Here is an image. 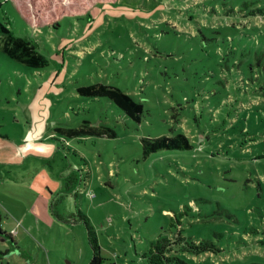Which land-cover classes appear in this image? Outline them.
Masks as SVG:
<instances>
[{
    "label": "rangeland",
    "instance_id": "rangeland-1",
    "mask_svg": "<svg viewBox=\"0 0 264 264\" xmlns=\"http://www.w3.org/2000/svg\"><path fill=\"white\" fill-rule=\"evenodd\" d=\"M0 24L46 60L12 59L0 32V264H89L79 211L107 264H149L179 230L221 250L188 264H264V0H0ZM98 83L144 104L141 123L77 92ZM33 103L116 137L36 148ZM179 133L193 149L144 156L142 139Z\"/></svg>",
    "mask_w": 264,
    "mask_h": 264
},
{
    "label": "trees",
    "instance_id": "trees-1",
    "mask_svg": "<svg viewBox=\"0 0 264 264\" xmlns=\"http://www.w3.org/2000/svg\"><path fill=\"white\" fill-rule=\"evenodd\" d=\"M258 14H262L258 11ZM0 32L5 35L6 42L4 45V51L14 60L33 68L41 69L46 65L44 56L39 53L36 47L31 41H28L22 37H16L12 34L7 26L0 24ZM77 92L81 96L89 98H106L116 105L124 115L140 124L142 117L145 113V106L142 103H138L135 99L124 93L121 89L101 83L83 86L77 88ZM88 124V122H86ZM79 126L70 129L72 132H79V130H85L86 127L90 133L82 140L83 136H79L81 141L88 140L93 137H104L107 139L115 138L116 132L111 127H95L91 126ZM100 129V130H99ZM97 135L96 133H98ZM70 138H67L65 142H68ZM71 140V139H70ZM143 154L145 157L155 154L159 151H188L193 149V146L189 138L179 133L173 137L161 136L157 138H144L142 139ZM61 220L63 217L58 216ZM174 218L177 219L176 215ZM64 221V220H63ZM80 221L85 224L88 233V242L92 250V259L89 264H107L108 260L102 255V248L98 239L97 232L94 227L90 224L89 218L82 212H78L76 216H72L68 222ZM177 222L180 226L179 220ZM251 234L258 235V230L252 229ZM264 233V231H263ZM264 245V240L260 241ZM188 253L192 255H201L206 253L219 254L221 250L216 244L210 240L192 241L184 237L179 230L172 237H160L156 242L151 243V246L146 251L141 253V257L148 261L149 264H188L180 254ZM259 264V263H251Z\"/></svg>",
    "mask_w": 264,
    "mask_h": 264
},
{
    "label": "crops",
    "instance_id": "crops-1",
    "mask_svg": "<svg viewBox=\"0 0 264 264\" xmlns=\"http://www.w3.org/2000/svg\"><path fill=\"white\" fill-rule=\"evenodd\" d=\"M25 109L28 105H25ZM37 106V107H36ZM29 109V108H28ZM46 110H48L49 112H46ZM51 110L52 108L50 107L49 103H33V107H32V111H30L28 113L29 117V134L27 138H24V140H26L27 144L32 143L34 144V147L42 149L45 148V150H48L50 152L55 151V154H59V151L57 149V144L56 143H63L67 140V138H70L71 140H80V135L83 136V139H86L85 137L90 133V131L88 130V128L86 127V129L84 130H79V132H72L70 129H72V127H65L62 126L63 123L59 122L56 119H52L51 117ZM28 110H25V113ZM59 124H61V126H59ZM100 130V129H99ZM97 135H99V131L98 133H96ZM85 136V137H84ZM58 137H60L62 140L57 139ZM49 141H55L56 143H50ZM63 143V144H67ZM64 161V160H63ZM73 174L69 175L66 179H68L67 183H71L70 188H73L74 186V181H77L76 178H74V176H72ZM69 188V187H68ZM70 190V189H69ZM69 192V196L72 197L73 196V190L67 191ZM77 195H80L79 193H77ZM135 253L137 254V251L135 249ZM141 256H140V260H141ZM143 259V258H142ZM125 264L127 262H124ZM136 262H134L135 264ZM137 264H142V262L139 263V261H137Z\"/></svg>",
    "mask_w": 264,
    "mask_h": 264
},
{
    "label": "built area",
    "instance_id": "built-area-1",
    "mask_svg": "<svg viewBox=\"0 0 264 264\" xmlns=\"http://www.w3.org/2000/svg\"><path fill=\"white\" fill-rule=\"evenodd\" d=\"M91 197H94V194H93V195H91Z\"/></svg>",
    "mask_w": 264,
    "mask_h": 264
}]
</instances>
